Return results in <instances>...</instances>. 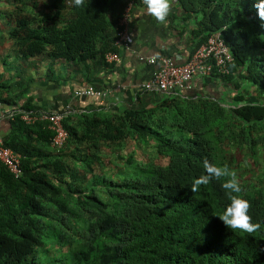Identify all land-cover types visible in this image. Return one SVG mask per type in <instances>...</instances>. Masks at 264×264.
<instances>
[{
  "label": "trees",
  "instance_id": "1",
  "mask_svg": "<svg viewBox=\"0 0 264 264\" xmlns=\"http://www.w3.org/2000/svg\"><path fill=\"white\" fill-rule=\"evenodd\" d=\"M128 1L76 9L70 0H0L1 139L21 167L16 177L0 163V264H264V21L254 0H176L184 20L200 15L196 46L220 33L232 53L230 73L208 77L220 80V95L203 80L202 92L147 103L138 95L116 114L71 112L59 149L50 121L21 118L51 113L29 95L44 76L90 85L117 52ZM205 160L229 176L193 192ZM232 172L259 225L250 234L217 217Z\"/></svg>",
  "mask_w": 264,
  "mask_h": 264
},
{
  "label": "crops",
  "instance_id": "2",
  "mask_svg": "<svg viewBox=\"0 0 264 264\" xmlns=\"http://www.w3.org/2000/svg\"><path fill=\"white\" fill-rule=\"evenodd\" d=\"M184 12L178 1L170 0L167 23L160 24L145 14L143 5L133 10V16L128 25L130 44L126 48L116 46L120 56L119 61L108 62V65L102 66L96 72L95 78L89 81L90 85L96 89H109L102 100L93 96L74 97L73 92L85 85L86 82L76 83L71 76L59 82H52L44 76L32 86L29 92L32 102L41 108L52 111L61 110L65 105L70 104L74 112H97L110 115L121 112L128 106L138 104V95L144 103L158 98L160 93L139 88L142 82L150 79L156 69V65L140 60L139 57L148 58L176 52L182 56L184 61L187 60L196 46L191 32L200 15L196 14L193 18L184 20L182 18ZM226 69L229 74V68ZM217 73L227 75L221 72ZM65 75L63 74V76ZM203 80L207 81L205 89L214 95H220L225 89L219 79H203L198 76L193 79V88L190 90L202 92L203 89L199 90ZM2 111L3 108L0 106V138L3 130L8 128L5 122L6 116L2 114Z\"/></svg>",
  "mask_w": 264,
  "mask_h": 264
},
{
  "label": "built area",
  "instance_id": "3",
  "mask_svg": "<svg viewBox=\"0 0 264 264\" xmlns=\"http://www.w3.org/2000/svg\"><path fill=\"white\" fill-rule=\"evenodd\" d=\"M129 9L130 7H127L123 12L122 24L124 25L130 15ZM124 25L117 34L116 45L126 48L130 40ZM139 59L151 65H156L154 73L150 79L140 84V89L157 93H174V91L192 89L193 79L196 76H209L213 68L226 72V65L232 60V57L221 35L216 33L210 35L205 42L200 44L185 61L176 52L170 55H155L148 58L140 56ZM106 60L108 62H117L119 61V55L116 52H110L106 54ZM108 92L109 89L99 90L92 86H87L76 90L74 97L93 96L102 100ZM71 112H74L73 107L68 104L57 112L51 111L50 113L44 110L39 116L33 115V113H23L21 118L26 122L35 121L36 119L50 121L51 127L55 132V135L51 139V146L59 149L68 137L61 121ZM8 116H13V113H9ZM0 163L4 164L14 176L17 177L21 174L20 155L12 149L4 147L1 138Z\"/></svg>",
  "mask_w": 264,
  "mask_h": 264
},
{
  "label": "clouds",
  "instance_id": "4",
  "mask_svg": "<svg viewBox=\"0 0 264 264\" xmlns=\"http://www.w3.org/2000/svg\"><path fill=\"white\" fill-rule=\"evenodd\" d=\"M70 2L72 4V6L76 9H80V8L85 9L89 0H70ZM142 5L144 6V12L146 15L150 16L151 18H153L156 22H158L160 24L167 23V18H168L169 13H170V0H129L127 2L126 6L124 7V9L122 10V13L118 19V22H117L118 32L122 29V27L124 25V24H122L123 23L122 19H123L124 10L127 7H130V9H129L130 15H129V18L126 20L125 25H124V27H126V31H127V35H128V25H129L131 18L133 16V10L136 7L142 6ZM253 7L256 9L258 18L261 21H264V0H254ZM118 32H117V34H118ZM214 34H216V33H214ZM128 37H129V35H128ZM221 38H222V36H221ZM129 40H130V38H129ZM129 44H130V42H129ZM226 46L228 47L227 44H226ZM117 47H119V46H117ZM197 47L198 46L194 47V50ZM122 48H124V47H122ZM194 50L192 51V53L194 52ZM228 50L230 52L229 47H228ZM116 53H118V52H116ZM230 54L232 57L231 52H230ZM119 59H120V56H119ZM105 60H106V55H105ZM106 62H108V61L106 60ZM227 67H228V64L226 65V68ZM215 70L217 72H221V71H218L216 68H213V71H215ZM212 72H211V74H212ZM221 73L227 74L228 69L226 72H221ZM210 75L209 76L202 75L200 77L208 78V77H210ZM196 77H198V76H196ZM89 86H91V85H89ZM83 88H85V87H83ZM192 88H193V86H192ZM79 89H82V88H79ZM75 98H77V97H75ZM203 167H204L206 174L200 175L199 177H197L194 180V182L192 183V188H191V190L193 192L197 191L201 185H207L210 180H219L221 177L229 176V172H228V169L226 167H220V166L213 165L206 160L203 162ZM230 176H231L230 179L225 180L221 184V188L224 190V194L228 200V203L226 204V206L223 208V210L221 211V213L217 217L219 218L220 221H222L223 225L227 229H231L234 231L239 230L240 232L249 233V234L253 233L257 230L259 225L256 223H253L250 215L248 214L249 208H250L249 202L246 199H244L243 197H241L240 195H237V194L242 192V188H241L240 183L237 179L236 173L232 172Z\"/></svg>",
  "mask_w": 264,
  "mask_h": 264
},
{
  "label": "rangeland",
  "instance_id": "5",
  "mask_svg": "<svg viewBox=\"0 0 264 264\" xmlns=\"http://www.w3.org/2000/svg\"><path fill=\"white\" fill-rule=\"evenodd\" d=\"M63 71V69L61 70ZM263 151L261 149H259V156H260V160H264V152L262 153ZM262 153V154H261ZM263 165H264V162H263Z\"/></svg>",
  "mask_w": 264,
  "mask_h": 264
}]
</instances>
